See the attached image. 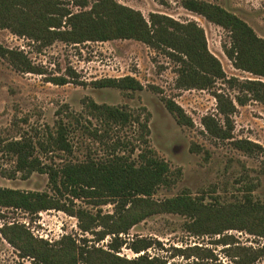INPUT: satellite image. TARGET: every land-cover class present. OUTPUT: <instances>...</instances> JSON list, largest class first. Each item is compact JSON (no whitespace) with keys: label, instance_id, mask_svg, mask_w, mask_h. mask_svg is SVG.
<instances>
[{"label":"rangeland","instance_id":"obj_1","mask_svg":"<svg viewBox=\"0 0 264 264\" xmlns=\"http://www.w3.org/2000/svg\"><path fill=\"white\" fill-rule=\"evenodd\" d=\"M86 1L81 7L79 0H46V5L15 0L3 8L0 0V12L6 10L0 18V45L21 52L42 73L19 72L0 58V189L46 193L67 210L32 214L0 207V264H133L140 258L152 264H264V103L250 99L240 85L248 81L264 84V77L228 59L226 53L233 49L230 33L183 9V0L113 1L140 13L147 25L149 15L155 14L199 27L208 52L224 74L223 80L206 90L178 86L179 64L170 49L119 39L73 43L54 38L46 44L28 36H44L54 23L59 29L49 30L68 31L66 19L72 15H82L78 26L91 25L95 14L101 13L91 11L94 2ZM197 1L233 14L264 41V0ZM1 23L14 29L25 24L26 35H16ZM94 28L104 30L96 23ZM257 56L264 58V52L258 51ZM240 62L248 69L264 66L260 59L249 61L245 55ZM123 77L136 79L141 90L93 86L95 81ZM51 79L68 83L54 85ZM215 93L228 97L236 108L230 117L231 139L219 140L202 126V119L211 117L226 128ZM237 98L244 104L239 105ZM166 100L178 105L192 126L179 125L166 110ZM90 102L126 109L131 120L124 126L104 121L92 111ZM59 121L66 125L70 151L41 150L38 142L54 135ZM23 137L35 144L39 163L54 170L112 155L138 163L141 152L151 151L168 165L173 182L132 207L131 215L140 217L138 222L130 221L125 232L108 235L105 223L114 214V204L74 199L63 189L55 193L47 174L26 176L15 169L16 159L4 152L2 142ZM234 141H249L262 150L247 154L236 149ZM181 195L197 206L192 217L159 208L165 200ZM79 210L87 213V232L70 214ZM89 217L98 220L89 224ZM145 245L147 249L139 253L131 250Z\"/></svg>","mask_w":264,"mask_h":264},{"label":"trees","instance_id":"obj_2","mask_svg":"<svg viewBox=\"0 0 264 264\" xmlns=\"http://www.w3.org/2000/svg\"><path fill=\"white\" fill-rule=\"evenodd\" d=\"M14 1L1 0V7H7L10 2L11 4H15ZM29 1L31 3L40 1L45 4L46 0ZM79 1L82 4L79 6H86V0ZM92 1L94 3L91 11L101 13V15L95 14L96 19H92L91 25L78 26L77 19L82 17V15L67 17L69 15L67 14L64 17H67L66 20L70 26L68 31L49 30L50 28L59 29L56 28L59 25L54 23L46 28V35L39 36L31 33L28 36L45 40L47 41L46 44H50L54 38H60V40L65 41L70 40L73 43H80L85 40L100 42L112 39L134 40L151 48H166L172 51L171 56L179 64L177 84L180 88L206 90L213 87L216 81L224 79L220 63L207 50L203 31L194 23L183 25L166 17L150 14L149 25H147L140 13L118 5L113 0ZM181 6L186 11L201 16L209 23L228 31L233 46L231 53H226L228 59L233 61L236 66L239 62L238 68L264 77L263 65L262 67H257L259 70H254L243 67L240 62L245 55V58L249 61L256 60L258 62L260 59V62L264 63V58L257 56L258 51L264 52V41L259 39L243 21L217 6L197 0H183ZM5 12L6 10L0 12V18ZM0 22H2L1 19ZM95 23L101 25L104 30H95ZM2 24V28L10 29L16 35H26L25 24L20 25L18 29ZM0 58L6 60L19 72L42 74L31 65L21 52L9 50L0 45ZM50 82L60 86L68 83L65 79H51ZM232 82L235 81L233 80ZM240 85L243 91L245 90L249 93L250 99L264 103L263 83L248 81ZM93 86L96 88H116L124 91L141 90L140 83L133 77L102 79L95 81ZM224 96L223 94L216 93L213 95L217 103L218 114L223 117L224 123L227 124L226 128L220 127L211 117H205L201 121L206 132L219 140L231 139L232 127L230 126V117L236 110L233 102ZM236 100L239 105L244 104V101L239 98ZM89 106L96 116H99L104 121L124 126L131 120V114L126 109L96 105L93 102H90ZM165 108L175 116L179 125L192 126V121L172 100L165 101ZM66 135V125L59 121L55 134H49L46 141L38 142V145L41 150L48 151L49 149L47 148H53L58 151L69 152L70 145L66 140ZM233 144L236 149L244 151L247 154H253L256 150H262L258 145L249 141H234ZM2 148L5 153L10 154L16 159L15 169L17 171L25 172L26 176L33 172L47 174L49 185L55 193L63 189L69 195L71 194L70 196L74 199H82L92 203H95L94 200H102L103 203L114 204V214L108 216L109 222L105 223L108 229L106 234L108 235H118L121 232H125L130 221L133 224L138 222L140 217L136 219L135 215H131L132 207L138 203H145L155 193L157 188L169 187L173 182L170 178L172 172H170L168 165L163 160L155 157L151 151L141 152L138 155V163L130 161L125 156L112 155L105 160L96 162L90 160L79 165H69L62 169L54 170L39 163L37 157L34 156L35 144L30 138L23 137L5 144L2 142ZM195 151L199 152L200 149L196 147ZM175 174L177 175L178 171ZM53 202L54 200L46 193L30 192L24 194L18 191L0 189V207H12L32 214L51 209L58 211L65 210ZM261 207L264 208V205ZM159 208L162 212L188 215L190 217L197 211V206L186 195L165 200L159 205ZM64 212H67V210ZM70 214H73L77 218L78 226L83 232L90 230L89 226L84 223V218L87 215L85 211L79 210ZM97 218L100 217L97 216ZM97 220L96 218L89 217L88 223L94 224ZM118 228H122L123 231ZM141 243L143 244V242ZM146 249V245L142 249L135 246L131 248L135 253ZM152 263V260L148 261L145 258H140L134 261L133 264Z\"/></svg>","mask_w":264,"mask_h":264}]
</instances>
